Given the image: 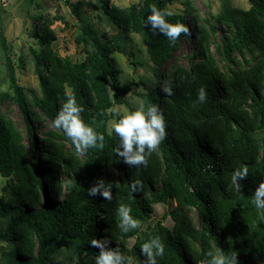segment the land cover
I'll return each instance as SVG.
<instances>
[{
  "label": "trees",
  "instance_id": "obj_1",
  "mask_svg": "<svg viewBox=\"0 0 264 264\" xmlns=\"http://www.w3.org/2000/svg\"><path fill=\"white\" fill-rule=\"evenodd\" d=\"M247 1L243 10L223 0L221 12L200 23L189 9L171 13L168 0L124 10L101 0L102 15L120 31L109 36L66 0L86 56H59L52 21L43 19L36 36L43 50L33 51L42 95L32 105L6 53L0 264H64V250L76 264H129L131 253L144 264H264V0ZM214 24L224 29L219 43ZM132 34L148 56L130 53L134 63L153 73V82L138 83L141 131L122 126L118 107L129 90L113 58L127 54L121 41ZM183 39L195 40L185 65L176 57ZM6 101L18 105L24 131L1 111ZM113 120L122 135L112 132ZM168 202L176 204L173 228L150 224Z\"/></svg>",
  "mask_w": 264,
  "mask_h": 264
},
{
  "label": "rangeland",
  "instance_id": "obj_2",
  "mask_svg": "<svg viewBox=\"0 0 264 264\" xmlns=\"http://www.w3.org/2000/svg\"><path fill=\"white\" fill-rule=\"evenodd\" d=\"M73 3L80 4V13L85 20L94 26L100 33H107L109 36L120 35V31L109 24L101 11V0H71ZM110 6L124 10L132 5L139 4L142 0H108ZM231 5L238 9L248 10L250 4L247 0H230ZM189 3V5H187ZM223 0H168V6L171 13H184L186 9L191 10L189 17L195 14L199 17L200 23L210 19V15L221 12ZM43 19L52 21L50 28L56 35V40L52 44L53 50L61 57L68 58L72 62L82 61L86 54L84 52L83 42H78L77 38L82 35V30L77 17L73 14L72 8L66 0H0V34L5 37L7 51H4L0 36V93L11 92L5 65V55L8 53L15 68V76L18 83L25 90L28 102L33 104V97L42 95L38 77L35 74L33 62V51L43 50L36 38L39 35ZM191 25L194 24L191 19ZM217 29L216 42H220V36L224 29L220 25L214 24ZM226 31V28H225ZM122 45L127 54L116 52L113 58L116 66L120 70L121 79L124 87L129 90L125 96V104L118 107V111L125 116L122 126L127 129L142 130L141 123L138 120L144 115V101L137 95L142 90L138 87L140 80L153 82V73L148 66H140L134 63V57L130 53L137 55L138 60L148 61L146 46L141 37L136 34L130 35L126 40L122 39ZM195 40L189 42L182 40L180 51L176 57L178 64L187 63V55L193 49ZM222 66V65H221ZM169 64L159 70V73H167ZM165 86L161 87V91ZM33 110L39 113L34 107ZM1 111L8 115L19 127L25 130V123L18 105L14 101H6L1 105ZM112 132L122 135L121 129L116 127V121L113 120ZM34 128L38 127L37 122L33 123ZM48 123L42 130L50 128ZM123 129V127H122ZM5 185V179L0 175V195L3 194L2 188ZM176 206L175 203L157 205L152 215L150 224L154 225L157 221L169 229L173 228L174 222L170 212ZM188 215L194 220L195 225L199 226V216L195 210L188 212ZM4 224V223H3ZM132 242H129L131 247ZM3 245L0 244V252ZM64 264H76L77 257L70 252L63 251L59 258ZM129 264H144L142 258L136 253H131Z\"/></svg>",
  "mask_w": 264,
  "mask_h": 264
}]
</instances>
